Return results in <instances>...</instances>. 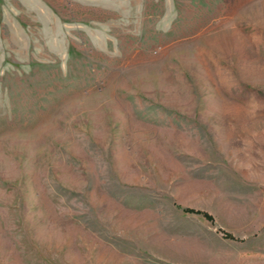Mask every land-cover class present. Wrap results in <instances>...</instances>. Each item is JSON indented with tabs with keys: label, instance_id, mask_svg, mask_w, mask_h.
I'll list each match as a JSON object with an SVG mask.
<instances>
[{
	"label": "rangeland",
	"instance_id": "obj_1",
	"mask_svg": "<svg viewBox=\"0 0 264 264\" xmlns=\"http://www.w3.org/2000/svg\"><path fill=\"white\" fill-rule=\"evenodd\" d=\"M0 264H264V0H0Z\"/></svg>",
	"mask_w": 264,
	"mask_h": 264
},
{
	"label": "trees",
	"instance_id": "obj_2",
	"mask_svg": "<svg viewBox=\"0 0 264 264\" xmlns=\"http://www.w3.org/2000/svg\"><path fill=\"white\" fill-rule=\"evenodd\" d=\"M184 210H185V211H189V212L200 213V214H202L204 217L209 218V219H212V216H211L209 213L204 212V211H199V210H194V209H189V208H186V209H184Z\"/></svg>",
	"mask_w": 264,
	"mask_h": 264
}]
</instances>
